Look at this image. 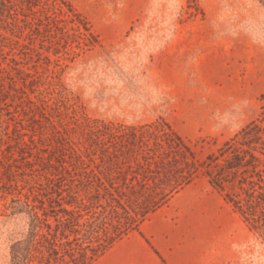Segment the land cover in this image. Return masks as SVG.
<instances>
[{"label": "rangeland", "instance_id": "1", "mask_svg": "<svg viewBox=\"0 0 264 264\" xmlns=\"http://www.w3.org/2000/svg\"><path fill=\"white\" fill-rule=\"evenodd\" d=\"M65 1L97 42H83L72 24L63 30L65 22L53 33L39 16H21L17 32L0 30L4 181L8 165L20 185L26 174L35 184L55 173L85 117L157 123L167 140H182L183 153L172 156L183 171L208 180L209 159L264 107V0ZM64 12L56 13L61 21L70 15ZM5 197L0 193V264L25 229L23 216L5 210ZM262 218L250 217L252 230L243 220L249 235L228 264H264Z\"/></svg>", "mask_w": 264, "mask_h": 264}, {"label": "trees", "instance_id": "2", "mask_svg": "<svg viewBox=\"0 0 264 264\" xmlns=\"http://www.w3.org/2000/svg\"><path fill=\"white\" fill-rule=\"evenodd\" d=\"M63 6L70 15L61 21L56 13H63ZM21 16L46 18L53 33L61 31L62 22L63 30L72 24L83 42L89 38L97 42L90 26L65 0H0V30H21ZM63 35L69 37L67 31ZM156 124L125 125L85 117L77 124L79 141L74 145L67 140L68 155H63L67 160L52 175L33 184L26 174L20 185L13 179L15 166L8 165L6 182L0 173V193L10 196L5 210L23 216L25 229L12 241L6 264H92L193 182L195 171H183L181 159L172 156L183 153L182 140H167ZM219 158L222 164L215 166ZM209 162L204 174L224 200L251 230L255 229L251 216L263 217V223L264 107L259 118ZM227 185L232 192L225 190Z\"/></svg>", "mask_w": 264, "mask_h": 264}, {"label": "crops", "instance_id": "3", "mask_svg": "<svg viewBox=\"0 0 264 264\" xmlns=\"http://www.w3.org/2000/svg\"><path fill=\"white\" fill-rule=\"evenodd\" d=\"M206 179H195L92 264H228L249 233Z\"/></svg>", "mask_w": 264, "mask_h": 264}]
</instances>
